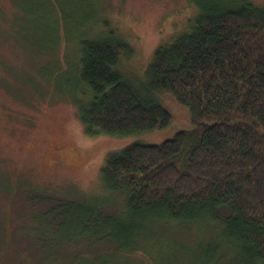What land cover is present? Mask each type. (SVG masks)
I'll list each match as a JSON object with an SVG mask.
<instances>
[{"label": "trees", "instance_id": "obj_1", "mask_svg": "<svg viewBox=\"0 0 264 264\" xmlns=\"http://www.w3.org/2000/svg\"><path fill=\"white\" fill-rule=\"evenodd\" d=\"M102 19L77 40L67 95L84 133L165 129L163 94L187 109L192 129L109 154L96 198L29 197L44 209L21 227L23 249L0 230V264H264V5L200 4L139 70L133 46ZM58 52L43 55L51 70ZM145 245L173 255L156 262Z\"/></svg>", "mask_w": 264, "mask_h": 264}, {"label": "rangeland", "instance_id": "obj_2", "mask_svg": "<svg viewBox=\"0 0 264 264\" xmlns=\"http://www.w3.org/2000/svg\"><path fill=\"white\" fill-rule=\"evenodd\" d=\"M208 1L215 0H0V230L18 234L15 247L23 249L26 237L21 227L33 212L44 209L28 203L29 197L96 198L101 192L100 170L109 154L134 142L159 144L192 129L187 109L163 94L160 104L172 116L165 129L126 138L87 136L76 103L67 96L77 40L86 30L94 32L88 26L103 15L105 26H112L133 46L132 67L144 69L157 46L180 32ZM253 1L264 5V0ZM107 30L100 32L105 35ZM51 47L59 51L56 71L50 69L49 57H43ZM170 237L165 238L177 241ZM187 242L180 246L193 247ZM144 248L153 252L156 262L173 255L172 246L163 253Z\"/></svg>", "mask_w": 264, "mask_h": 264}, {"label": "flooded vegetation", "instance_id": "obj_3", "mask_svg": "<svg viewBox=\"0 0 264 264\" xmlns=\"http://www.w3.org/2000/svg\"><path fill=\"white\" fill-rule=\"evenodd\" d=\"M52 151H54V148H52ZM47 164H48V167L49 168H52L53 167V163L52 162H47Z\"/></svg>", "mask_w": 264, "mask_h": 264}]
</instances>
